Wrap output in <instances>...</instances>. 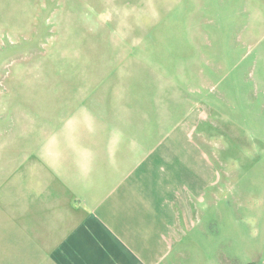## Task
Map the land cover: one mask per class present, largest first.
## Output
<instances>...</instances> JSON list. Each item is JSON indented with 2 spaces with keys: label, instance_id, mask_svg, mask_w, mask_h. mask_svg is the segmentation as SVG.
<instances>
[{
  "label": "rangeland",
  "instance_id": "374dc122",
  "mask_svg": "<svg viewBox=\"0 0 264 264\" xmlns=\"http://www.w3.org/2000/svg\"><path fill=\"white\" fill-rule=\"evenodd\" d=\"M97 73L165 104L156 167L198 176L170 264H264V0H0V156L38 90Z\"/></svg>",
  "mask_w": 264,
  "mask_h": 264
},
{
  "label": "crops",
  "instance_id": "0c3cea01",
  "mask_svg": "<svg viewBox=\"0 0 264 264\" xmlns=\"http://www.w3.org/2000/svg\"><path fill=\"white\" fill-rule=\"evenodd\" d=\"M59 80L75 83L38 90L0 156V264H170L188 234L189 190L199 194L185 163L156 167L169 158L158 146L173 140L170 112L114 83L127 75Z\"/></svg>",
  "mask_w": 264,
  "mask_h": 264
}]
</instances>
